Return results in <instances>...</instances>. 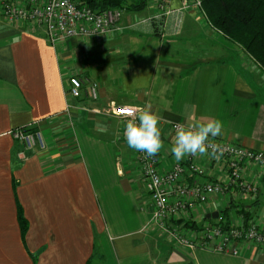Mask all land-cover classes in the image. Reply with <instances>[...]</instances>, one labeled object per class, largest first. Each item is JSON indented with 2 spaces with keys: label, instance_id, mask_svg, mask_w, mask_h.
I'll list each match as a JSON object with an SVG mask.
<instances>
[{
  "label": "crops",
  "instance_id": "1",
  "mask_svg": "<svg viewBox=\"0 0 264 264\" xmlns=\"http://www.w3.org/2000/svg\"><path fill=\"white\" fill-rule=\"evenodd\" d=\"M118 25L108 35L51 43L40 28L7 20L0 6V264H264V246L249 242L237 255L159 246L138 151L111 113L113 105H150L159 115L161 171L177 162L173 124L218 119L214 138L264 152V71L255 63L252 70L239 45L181 0L164 10L148 0L141 11H123ZM75 76L84 82L80 98L68 93ZM88 83L97 85L96 100ZM16 129H36L43 147L26 150ZM194 162L206 175L189 183L225 178L223 160ZM241 174L256 195L213 194L182 220L200 226L223 210L229 225L244 223V212L246 223L264 219L263 169ZM18 205L28 224L23 237Z\"/></svg>",
  "mask_w": 264,
  "mask_h": 264
},
{
  "label": "built area",
  "instance_id": "2",
  "mask_svg": "<svg viewBox=\"0 0 264 264\" xmlns=\"http://www.w3.org/2000/svg\"><path fill=\"white\" fill-rule=\"evenodd\" d=\"M157 1L164 10V3L168 0ZM181 3L182 9L201 11V0H181ZM0 6L1 13L7 20L22 21L40 28L51 43L73 37L104 36L121 30L118 22L123 14L122 9L95 10L80 0H0ZM154 17L161 20L162 14ZM69 84V95L80 98L84 90L83 80L77 76L71 77ZM87 93L91 100H96L97 85L88 83ZM128 106L113 105L111 109L112 115L124 124V111ZM176 125H172L173 132ZM12 134L24 144L26 150L43 147L39 132L16 129ZM210 139L223 148V153L218 154V158H213L225 162L226 174L223 180L188 182L191 175L201 178L206 175L194 162L199 155H189L183 162H175L169 170L161 171L156 156L146 157L145 153L138 152L141 177L153 206L149 225L162 230L170 240L188 249L200 247L237 255L241 243L264 246V219L261 218L226 228L220 222L221 217L216 218L213 223L203 222L199 234L173 223L186 219L189 210L206 202L213 194L229 195L230 190L235 188L244 196L256 195L258 192L254 181L244 179L241 172L243 167L259 166L263 169L264 176V152L212 137Z\"/></svg>",
  "mask_w": 264,
  "mask_h": 264
},
{
  "label": "trees",
  "instance_id": "3",
  "mask_svg": "<svg viewBox=\"0 0 264 264\" xmlns=\"http://www.w3.org/2000/svg\"><path fill=\"white\" fill-rule=\"evenodd\" d=\"M148 0H80L95 10L122 9L123 11H141L147 5ZM207 18L210 25L221 32L227 40L239 45L242 50L253 59L264 71V0H201V11ZM25 131H31L25 130ZM228 209V208H227ZM221 224L224 228L229 224L223 221L221 211ZM246 224L249 214H242ZM18 224L21 236L26 233L28 224L23 216L21 207L17 210ZM211 221L210 219H208ZM206 220V221H208ZM215 221V219H212ZM174 224L187 227L190 231L199 234L200 226L194 222L182 219L176 220ZM89 264V262H87ZM191 264V263H186Z\"/></svg>",
  "mask_w": 264,
  "mask_h": 264
},
{
  "label": "clouds",
  "instance_id": "4",
  "mask_svg": "<svg viewBox=\"0 0 264 264\" xmlns=\"http://www.w3.org/2000/svg\"><path fill=\"white\" fill-rule=\"evenodd\" d=\"M135 82V81H134ZM126 120L124 137L130 149L143 152L146 157H155L164 147L159 127L160 117L151 110V106H128L124 111ZM222 122L209 119L206 122H195L191 125L177 124L174 141L170 152L177 162L186 156H211L218 158L223 153L222 146L213 143L214 138L222 132ZM106 131V129H100Z\"/></svg>",
  "mask_w": 264,
  "mask_h": 264
},
{
  "label": "rangeland",
  "instance_id": "5",
  "mask_svg": "<svg viewBox=\"0 0 264 264\" xmlns=\"http://www.w3.org/2000/svg\"><path fill=\"white\" fill-rule=\"evenodd\" d=\"M243 60H244V62H247V60H249V61L251 60L252 63H250L249 66L252 68V70H254L253 65H254V63L257 65V63L253 59L250 58V59H243ZM258 68L260 69L259 66H258ZM31 131L37 132L36 129H31ZM209 223H213V220L209 221ZM180 225H181V223H180ZM186 229H188V228L186 227ZM188 231H190V229H188ZM192 231H194V230H192ZM154 238L157 240V243L159 246H165L166 248H169V250H172V249L177 250V249H184L185 248L184 246H179L175 241L168 239V237H166V235L164 234V232L162 230H157L154 234Z\"/></svg>",
  "mask_w": 264,
  "mask_h": 264
},
{
  "label": "water",
  "instance_id": "6",
  "mask_svg": "<svg viewBox=\"0 0 264 264\" xmlns=\"http://www.w3.org/2000/svg\"><path fill=\"white\" fill-rule=\"evenodd\" d=\"M217 216H218V213H217V212H214V213H212V214H208V215H207V218L216 219Z\"/></svg>",
  "mask_w": 264,
  "mask_h": 264
}]
</instances>
